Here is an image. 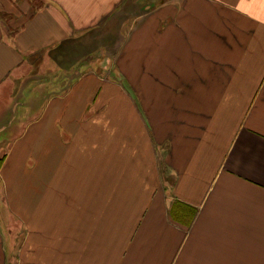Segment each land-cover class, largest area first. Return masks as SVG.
<instances>
[{
  "label": "crops",
  "instance_id": "1",
  "mask_svg": "<svg viewBox=\"0 0 264 264\" xmlns=\"http://www.w3.org/2000/svg\"><path fill=\"white\" fill-rule=\"evenodd\" d=\"M144 3L0 0V264H264V0Z\"/></svg>",
  "mask_w": 264,
  "mask_h": 264
},
{
  "label": "rangeland",
  "instance_id": "2",
  "mask_svg": "<svg viewBox=\"0 0 264 264\" xmlns=\"http://www.w3.org/2000/svg\"><path fill=\"white\" fill-rule=\"evenodd\" d=\"M159 1L160 0H145L144 5L151 2L153 4L158 3ZM35 4L37 5L38 2H35ZM1 15H3V13H1ZM125 23L128 22L127 21L124 22V24L121 26V32L123 34L129 28V24H125ZM121 24H119V21L112 22L110 25L111 27L108 28L106 32H104V35L102 34L103 37L99 36L98 40L96 41V44L88 47L87 51L94 53L96 59L97 57L101 58V61L99 60L97 64L109 63L111 61L113 55L112 53H110L111 51H108L107 49H109V47L113 45V44L111 45L110 43L114 42L115 38L118 39L120 37L119 26ZM102 43L105 44L108 48L106 47L107 49L106 48L103 49L104 47L103 48L101 47ZM67 49L68 51L66 50L65 53L63 52L61 54L60 53L57 54L56 62L43 61L37 64V66L32 67L33 69L32 68L27 69L24 75L25 84L22 91L27 90L26 93L28 94L33 93L32 96H34L33 98L35 102H37L35 103V106L37 107L40 106L39 104L43 101L42 97L44 94L49 95L51 90L59 92V90L63 89L66 86L67 82L71 81L72 76L75 75V71L77 67L81 65L82 61H84V59H90L89 57L90 53L85 51L84 48L82 50H79L78 53L76 50L72 48H67ZM32 80H36V81H32ZM37 92H40L41 94H38ZM3 105L9 107L10 104L8 105V103H5ZM4 217H6V215L0 213V227L1 224L2 227H5L6 220ZM8 220L10 224H13V227L15 229L14 224H16V216L8 215Z\"/></svg>",
  "mask_w": 264,
  "mask_h": 264
},
{
  "label": "trees",
  "instance_id": "3",
  "mask_svg": "<svg viewBox=\"0 0 264 264\" xmlns=\"http://www.w3.org/2000/svg\"><path fill=\"white\" fill-rule=\"evenodd\" d=\"M0 165H1V162H0Z\"/></svg>",
  "mask_w": 264,
  "mask_h": 264
}]
</instances>
